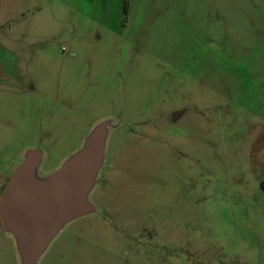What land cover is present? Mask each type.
<instances>
[{
  "label": "rangeland",
  "instance_id": "1",
  "mask_svg": "<svg viewBox=\"0 0 264 264\" xmlns=\"http://www.w3.org/2000/svg\"><path fill=\"white\" fill-rule=\"evenodd\" d=\"M32 6L0 95V197L29 151L41 183L105 135L92 209L34 264H264V0ZM0 264H29L1 221Z\"/></svg>",
  "mask_w": 264,
  "mask_h": 264
},
{
  "label": "water",
  "instance_id": "2",
  "mask_svg": "<svg viewBox=\"0 0 264 264\" xmlns=\"http://www.w3.org/2000/svg\"><path fill=\"white\" fill-rule=\"evenodd\" d=\"M104 137L101 127L86 140L79 154L41 183L33 181L41 152L31 150L9 180L0 197V221L14 236L27 263L37 261L66 222L92 209L87 195L102 165Z\"/></svg>",
  "mask_w": 264,
  "mask_h": 264
},
{
  "label": "crops",
  "instance_id": "3",
  "mask_svg": "<svg viewBox=\"0 0 264 264\" xmlns=\"http://www.w3.org/2000/svg\"><path fill=\"white\" fill-rule=\"evenodd\" d=\"M21 3L25 8L20 12ZM33 9H35V6H32V0H23V2L22 0H0V95L6 93L4 89L5 84L8 83L6 78L12 79V84L19 86V74L24 69L19 58L22 52L25 55H28V53H25L26 51L20 53L15 45L18 44L21 36L30 34V30L27 28L34 24L31 17ZM21 13L22 17H27L23 21H20L22 20L20 18ZM27 13H29L28 16ZM20 24H23L25 26L24 30L29 33H24L20 36V34L13 32V27ZM26 65L27 70L29 68L28 62ZM20 94V92L9 91L8 96L11 99H16L20 98Z\"/></svg>",
  "mask_w": 264,
  "mask_h": 264
}]
</instances>
